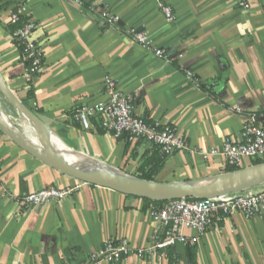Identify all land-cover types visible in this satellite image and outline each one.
<instances>
[{
  "label": "crops",
  "instance_id": "1",
  "mask_svg": "<svg viewBox=\"0 0 264 264\" xmlns=\"http://www.w3.org/2000/svg\"><path fill=\"white\" fill-rule=\"evenodd\" d=\"M247 1L248 11L228 0H96L120 18L112 28L71 0H0V74L72 159L81 156L144 181L148 176L157 183L209 181L228 167L222 157L204 159L202 154L238 137L252 118L264 124V0ZM162 6L172 9V22ZM17 12L23 23L36 24L34 38L45 55L42 71L30 84L13 37L19 26L9 23ZM132 28L175 60L158 58L151 48L133 42L126 34ZM108 77L133 97L136 115L172 125L187 149L163 158L145 141L84 131L73 110L106 102ZM1 103L12 119L25 122ZM22 132L37 138L27 124ZM80 183L0 129V264H82L109 239H127L135 251L149 248L158 229L150 217L154 205L141 198L83 183L61 203L27 210L16 202L41 189ZM262 190L264 184L242 193ZM184 235L197 249V264H264V215L246 220L237 214L206 235L191 230ZM189 245L174 246L178 264H188ZM120 264L169 263L167 256L147 254Z\"/></svg>",
  "mask_w": 264,
  "mask_h": 264
},
{
  "label": "built area",
  "instance_id": "2",
  "mask_svg": "<svg viewBox=\"0 0 264 264\" xmlns=\"http://www.w3.org/2000/svg\"><path fill=\"white\" fill-rule=\"evenodd\" d=\"M85 7L89 13L97 14L108 27L117 28L120 18L108 8H100L96 0L86 3L85 0H71ZM237 8L248 11L251 4L247 0H228ZM167 22L174 20L170 7L162 6ZM21 12L11 15L9 23L19 26L13 37L21 50V61L26 67V81L31 83L43 69L45 55L34 38L37 26L32 21L22 22ZM126 34L131 40L143 47L152 49L158 58L173 62L159 48H153L146 33L137 29H128ZM192 77L191 73H188ZM107 101L96 105H81L73 110V118L84 131L103 130L113 134L117 139L128 142L145 141L157 147L167 158L187 149L185 138L170 124L148 123L135 114L133 97L124 93L116 79L108 77L105 80ZM240 112L239 108H235ZM204 159L222 157L227 167L244 169L254 165L256 161L264 160V124L259 125L254 118L244 125L238 137L227 138L221 148L211 149L202 154ZM84 182L74 187H48L33 192L21 199L27 210L43 207L51 202L61 203L76 193ZM193 199V200H190ZM241 214L246 220L264 215V190L249 193L232 194L213 199L187 198L167 202L160 207H153L150 217L157 227V232L149 248L135 251L127 239H109L102 249L91 253L82 264H120L127 257L137 255L144 258L147 254L166 257L162 250L177 244H191L184 235V230L197 232L200 236L212 228H218L222 223ZM161 236L164 240L161 241ZM160 252V253H159Z\"/></svg>",
  "mask_w": 264,
  "mask_h": 264
},
{
  "label": "water",
  "instance_id": "3",
  "mask_svg": "<svg viewBox=\"0 0 264 264\" xmlns=\"http://www.w3.org/2000/svg\"><path fill=\"white\" fill-rule=\"evenodd\" d=\"M0 95L38 133L32 143L10 126L0 111V129L22 149L61 173L81 182L104 187L124 195L170 202L180 199H213L242 193L264 184V162L223 174L205 182L157 183L89 168L72 159L55 134L17 97L0 74Z\"/></svg>",
  "mask_w": 264,
  "mask_h": 264
},
{
  "label": "bare ground",
  "instance_id": "4",
  "mask_svg": "<svg viewBox=\"0 0 264 264\" xmlns=\"http://www.w3.org/2000/svg\"><path fill=\"white\" fill-rule=\"evenodd\" d=\"M2 101H5L6 103H8L7 100L2 95H0V111H1L2 115L4 116V119L6 120V122L10 126L16 128L20 133H23L22 132V129H24L26 127V124L29 125L30 127H32L29 124V122L26 119H24V118H22V119H24L25 122H23V121H16L15 119H12L11 116L6 112V110L4 109V107H2V103H1ZM20 126H21L22 129L20 128ZM32 129L34 130L33 127H32ZM36 133H38V132H36ZM29 140L32 143H34V144H37L38 143V139L37 138H35V139H29ZM72 157L75 158L76 161L79 162L80 164L85 165V166H87L89 168L97 169V170H101V171L110 172V173H113V174L120 175L119 171H117L115 169H112L110 167H107V166H102L99 163H97L95 161H92L90 159H87V158H84V157H81V156H78L77 157V156H74V155H72Z\"/></svg>",
  "mask_w": 264,
  "mask_h": 264
},
{
  "label": "trees",
  "instance_id": "5",
  "mask_svg": "<svg viewBox=\"0 0 264 264\" xmlns=\"http://www.w3.org/2000/svg\"><path fill=\"white\" fill-rule=\"evenodd\" d=\"M17 27H14L13 28V31L16 29ZM26 67L28 66V64L25 65ZM33 95V92H32V89L29 91L28 93V97H32ZM264 162L263 161H256L254 164H259V163H262ZM238 169H235V168H232V167H228L227 168V173H231V172H234V171H237ZM143 179L145 180H149L151 181L152 180V177L151 176H148V177H143ZM137 198V197H136ZM149 203H152L154 205V207H160L164 204H166L167 202H157V201H152V200H149V199H143ZM190 200H193V199H190ZM161 252H164L167 256V259H168V263L169 264H178V259H179V256L178 254L176 253L175 251V247H168L166 248L165 250H162ZM186 257H187V263L188 264H197V249L196 247L194 246H187L186 248Z\"/></svg>",
  "mask_w": 264,
  "mask_h": 264
},
{
  "label": "rangeland",
  "instance_id": "6",
  "mask_svg": "<svg viewBox=\"0 0 264 264\" xmlns=\"http://www.w3.org/2000/svg\"><path fill=\"white\" fill-rule=\"evenodd\" d=\"M255 165V164H254Z\"/></svg>",
  "mask_w": 264,
  "mask_h": 264
}]
</instances>
